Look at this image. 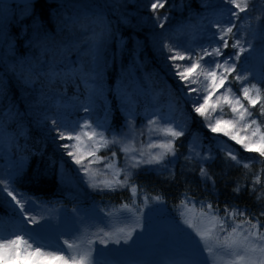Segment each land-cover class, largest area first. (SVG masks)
<instances>
[{
    "label": "trees",
    "instance_id": "obj_1",
    "mask_svg": "<svg viewBox=\"0 0 264 264\" xmlns=\"http://www.w3.org/2000/svg\"><path fill=\"white\" fill-rule=\"evenodd\" d=\"M128 1L125 0L122 10H119L118 3L100 4L101 12L91 16H86L84 10L78 8L77 0H41L26 7L0 4V8L7 9L0 30V169L11 162L8 158L15 164L22 162V170L14 177L11 188L37 205L90 211L86 202L80 203L60 189V178L63 179L66 172L74 171L75 165L58 148V142L50 131L53 126L49 125L53 119L69 125L79 122L81 114L77 110L83 106L89 108L94 100L95 87L83 84L79 72L74 78L68 73L71 61L76 58L82 67L91 65L87 56L91 55L88 48L93 46V42L104 44L112 39L114 55L126 54V63L135 61L134 55L138 52L135 43L139 39H134L131 34L139 33L132 30L125 21L126 14L123 11L127 8L139 13L141 11L128 7ZM166 1V8L169 9L187 0ZM193 4H197L196 1ZM114 8L118 15L114 14ZM119 39L125 43L116 44L115 41ZM144 47L139 52V58L145 61L144 69L150 72L153 69L152 62L157 63V60L149 53V46ZM129 56L132 58L129 59ZM17 61L32 62L25 66L31 68L33 73L32 85L23 86L13 73L5 71L6 66ZM61 62L64 67L59 70ZM147 63L149 66H146ZM53 70L60 75L49 79L47 74ZM261 74H264V64L257 77ZM116 75L117 70L113 67L109 79L110 103L105 110L112 129H118L125 122V114L118 106L114 90ZM261 87L264 88V84ZM56 99L64 101L65 106L54 105ZM251 111L264 122V117H259L258 107ZM193 119L191 131L176 142L177 155L168 170L138 172L132 178L138 187V195L135 197L127 188L97 194L94 199L96 205L93 207L97 213L99 211L110 220H130V212L122 210V205L128 204L142 209L135 217L143 220V207H154L156 202L165 207L171 220L177 221L184 211L181 201L190 198L193 202H210L214 208L219 207L221 216L224 215L225 205L246 210L250 218L259 216L264 210V173H260L264 164L254 161L251 170L230 167L225 163L223 154L216 151L217 140L212 133L202 126L197 116H193ZM192 134L201 138L204 149L212 148L214 159L203 163V166L215 181L214 187L211 181L201 178V161L189 155ZM233 148L243 158L258 157L257 153L245 152L236 144H233ZM257 173L261 174V184L255 186L256 192L253 193L249 189ZM237 183L242 187L238 195L232 191ZM257 195L261 196L259 201L256 200ZM156 196L161 197L160 201L153 199ZM240 219L243 218L238 217L237 222ZM260 219L264 223V217ZM20 226L21 218L11 215L0 206V234H6L10 228L19 231ZM185 239L186 235L180 234L178 242Z\"/></svg>",
    "mask_w": 264,
    "mask_h": 264
},
{
    "label": "rangeland",
    "instance_id": "obj_2",
    "mask_svg": "<svg viewBox=\"0 0 264 264\" xmlns=\"http://www.w3.org/2000/svg\"><path fill=\"white\" fill-rule=\"evenodd\" d=\"M195 1L197 4H193ZM113 2L114 4H120L119 10L123 9L121 6L125 4V0H91L90 2L89 0H77L76 4L78 8L84 10L86 16H91L93 14L98 15L101 12V5H110ZM151 2H155V0H129L127 2L128 7H135V9L137 8L141 12L139 13L128 8L123 11L126 14L125 21L131 26L132 30L134 29L139 33L131 34L134 39H139V42L135 43V47L138 50L137 54L134 55L135 61L132 60L131 64L126 63L128 60L126 54L114 55L111 44L112 39H108L104 44H98V65H93L90 62L91 65L87 66L98 67L99 76L95 78V82L78 73L82 66L79 65L77 58L71 61L68 68V73L72 78L78 73L83 84L95 87L94 100L90 104L89 111H83L85 106L77 110L81 114L79 122L82 123L87 120L94 127L97 124L104 125V128H98L97 130L104 131L109 139H112V133L120 134L121 143L109 148H101L97 152V156L105 159L90 166L92 169L98 170V180L112 178L111 170L104 167L108 162L107 158L111 157L112 151H116V167L125 168L127 166L128 159L126 154L119 151L124 145L134 146L138 151L133 153V155H136L137 158H139L140 151L145 153V158H147L149 152L154 155L161 151L159 148H149L150 143H158L164 139L155 133L150 134L148 132L149 119L163 118L159 120L161 124L169 119H175L177 123L181 124L186 122V136L193 127V116H197L202 126L210 132L206 127L207 122L205 119L193 111L191 100L197 96V93L192 92L188 94V89L181 87L185 82L181 81L178 83V77L172 75V71L174 70H170L169 68V65L172 63L187 64L188 62L166 59L171 53L167 51L164 45L174 46L177 50L181 51L191 49L199 52L202 47L209 46L210 40L213 41V46H215V40L218 37H214V33L218 29L213 27V24L219 22L222 26H228L229 21H231L238 28H241L242 31L251 25L252 33H254L250 34L247 31H243V39L245 47H248V51L243 53L240 61L237 62L238 70L241 64H243L246 68L252 69L257 76L261 65L264 64V7L261 6L264 4V0H251L249 11L241 13L240 20H236L228 14L221 15L224 9L230 7V5L224 3V0H187L185 3L171 6L169 9L166 8L167 1L160 0L164 4V7H158L155 12L150 7ZM114 14L118 15L116 8H114ZM6 15L7 9L0 8V30ZM164 17H167V19L164 20ZM257 17H260V19L257 20ZM161 22L164 24L163 28L159 26ZM115 43L123 45L125 41L119 39ZM231 43L232 41L229 40L230 45ZM145 45L149 46V53L155 56L157 60V63L152 62L153 69L150 72L144 69L145 61L141 57L139 58V52L143 51ZM94 50L93 46L88 48V51L91 53ZM235 51L229 47L224 50V56L217 59L222 61L225 57L234 54ZM87 57L91 61V55ZM131 58L132 56H129V59ZM127 64L128 66H125ZM63 65V62H61L58 69H63ZM146 66H149V63ZM113 67L117 70L114 84L116 99L119 108L125 114V122L118 129L111 128L110 121L107 119L108 113H105L110 103L109 91L111 81L109 79H111ZM69 70L73 71L69 72ZM249 79L253 83L256 82L251 76ZM229 80L231 81V77H229ZM203 86L202 77L201 83L189 85V87L193 88H203ZM231 86L233 91L237 95H240L237 84L232 82ZM223 91L224 89H220V92ZM213 100H215V97H213ZM243 103L247 106L246 101H243ZM65 104L61 99H56L54 103L56 106H65ZM139 109L142 111H138ZM103 114L104 117H102ZM219 115V110L215 113L211 111L208 113L209 118L213 122L215 117ZM231 117L230 110L227 106H224V118L229 119ZM126 121H131L133 125L131 131ZM195 122L198 123L197 121ZM49 126H53L52 123ZM52 135L54 140L58 142L60 151L65 154L67 150L60 145L72 142L60 141L56 138L57 133L55 131H52ZM212 135L217 140L216 143L224 140L234 149V141L219 134L212 133ZM237 146L241 147L240 145ZM188 148L190 157L198 160H200V157L197 156V153L203 156L209 149H204L205 146H203L201 138L196 134L191 135ZM82 150L86 155V150ZM65 156L67 155L65 154ZM174 158L167 156L161 164L142 165L141 168L132 170L134 173L133 177L140 171L168 170L174 162ZM8 159L11 162L6 167H1L0 169V180L7 181L9 188L12 189L11 183L16 174L22 170L23 163L15 164L10 158ZM91 159L93 158L87 157L85 164ZM100 173H108V175L105 176ZM120 178L123 179V173H121ZM60 181V189L63 193H66L68 197L79 200L80 203L86 202L88 207H90V211L87 210L83 214L80 208H76L74 211L62 207L49 208L28 200L29 202L25 205L26 209H30L28 214L36 216L39 223L31 224L23 221L21 223L23 232H30L33 235H37V232H39L40 237L44 241H50L53 244L62 243L63 239H75L80 236L91 238L95 241L92 246L93 257L94 259L98 258L103 264H187L193 258L198 238L195 236L193 230L184 224L183 216L179 217L177 221L171 220L167 210L161 203L155 202L154 207L145 205L142 214L143 220H139L135 217L137 215H133L132 213L128 214L129 218H131L130 220H124L123 218L110 220L108 216L99 211L97 213V209L93 208L96 205L94 201L96 195L106 193L109 190L105 189L101 191L98 188H92L88 177L79 170L78 165H75L74 171L70 170L66 172L63 179L62 177L60 178ZM0 206L11 215L21 218L18 206L15 205L11 197L7 196L6 192H0ZM137 220L139 221V226H136ZM194 223L198 227L206 226V220L204 223H201L199 218L194 219ZM42 228L45 231H41ZM119 228H124L126 231L134 229L132 237L127 243L121 240L119 244L113 241L101 244L98 238L92 235L93 233H99L101 229L104 232H114ZM60 232L64 234L59 235ZM12 233L16 232H13L10 228L6 234L0 235L8 236ZM180 234L186 235V239L181 243L178 242ZM58 235L59 240H57ZM170 246L175 247V249ZM101 250H103V255H99ZM220 255L222 256L223 254L221 253ZM197 258L203 261L207 258V253H199ZM224 259H227V257H224ZM51 264H55V262H51ZM217 264H223V259L218 257Z\"/></svg>",
    "mask_w": 264,
    "mask_h": 264
},
{
    "label": "snow or ice",
    "instance_id": "obj_3",
    "mask_svg": "<svg viewBox=\"0 0 264 264\" xmlns=\"http://www.w3.org/2000/svg\"><path fill=\"white\" fill-rule=\"evenodd\" d=\"M250 2L251 0H224V3L230 5V7L224 9L221 15L228 14L236 20H240V14L249 11ZM261 6L264 7V4ZM150 7L155 12L158 7H164V4L160 0H155V2H151ZM163 19L166 20L167 17ZM256 19L259 20L260 17ZM159 26L163 28V22ZM213 27L218 29L214 33V37H218L215 40V46H213V41L210 40L208 47H202L199 52H195L191 49L181 51L174 46L164 45L167 51L171 53L166 59L188 62L187 64L172 63L169 68L174 70L172 75L178 77V83L185 82L181 87L187 88L188 94L197 93V96L191 100L193 111L205 119L207 122L206 127L210 132L227 137L235 144L240 145L245 152L258 154V157L243 158L239 152L234 151L227 144V141L221 140L216 143L215 149L223 154L225 163L230 167L251 170L254 161L264 164V122L255 117L251 111V109L258 107L259 117H264V88L261 87V84H264V74L257 78L256 73L243 64L238 70L237 62L240 61L242 54L248 51V47H245L243 31L250 34L254 33H252L251 25L242 31L231 21H229L228 26H222L219 22H216ZM229 40L232 41L231 45ZM229 47L236 50L235 53L225 57L222 61L217 59L224 56V50ZM93 48L95 50L91 53V62L93 65H98V43L93 42ZM31 63L30 61H17L6 66L5 71L13 73L23 86L32 85L34 83L33 73L31 68L25 67ZM72 71L69 70V72ZM79 74L95 82V78L99 76L98 67H82ZM59 75L53 70L47 74V77L53 79ZM250 76L257 82L253 83L249 79ZM201 77L204 83L203 88L189 87V85L201 83ZM229 77H231V81ZM232 82L237 84L240 95L233 91ZM220 89H224V91L220 92ZM0 93H2V87H0ZM213 97H215V100H213ZM243 101L247 102V106ZM224 106H227L232 114L229 119L224 118ZM217 110H219L220 115L216 116L213 122L208 113L209 111L215 113ZM83 111L88 112L89 108L84 107ZM160 119L163 118L149 119L148 132L164 138L158 143L149 144V148H159L161 151L154 155L149 152L147 158H145V153L140 151L139 158H137L133 153L138 150L134 146L124 145L119 151L126 154L127 166L117 168L115 163L116 151H112L111 157L107 158L108 162L104 165L105 168L111 170L112 178L102 180L97 179L98 170H94L90 166L105 159L97 156V152L101 148H109L121 143L120 134L112 133V139H109L104 131L97 130L98 128H104V125L97 124L94 127L87 120L69 125L63 121L58 122L53 119L51 121L53 128L50 131H55L57 133L56 138L60 141L72 142L60 146L67 150L65 154L88 177L92 188H98L101 191L105 189L116 191L117 189L127 188L135 197L138 195V187L132 180L134 175L132 170L139 169L142 165L161 164L167 156L175 157L177 155L176 142L185 136L186 122L181 124L177 123L175 119H169L161 124ZM126 124L131 131L133 128L131 121H126ZM82 149L86 150V155ZM197 156L200 157L201 161L199 169L201 178L205 181H211L214 187L215 181L203 166V162L214 159L211 146L206 154L200 156L197 153ZM87 157L93 159L88 160V163L85 164ZM121 173H123V179L120 178ZM260 173H264V168L260 170ZM260 173L255 174L254 179L251 181L252 186L249 190L253 193L256 192L255 186L261 184ZM100 174L108 175V173ZM232 191L238 195L242 191L241 185L237 183ZM0 192H6L7 196L11 197L15 205L18 206L21 223L23 221L31 224L39 223L36 216L28 214L30 209H26L25 205L29 201L22 194L10 189L7 181L0 180ZM18 195L20 196L19 199L17 198ZM153 199L160 201L161 197L156 196ZM260 199L261 196L257 195L256 200L259 201ZM146 201L147 197L145 198ZM181 206L185 209L181 212L184 217V224L192 229L198 238L193 258L187 264H217L218 257L223 259V264H264V223L260 219V217H264V210L259 213V216L250 218L246 215V210L236 206L230 208L225 205L223 216L219 215V207L214 208L210 202H193L190 198H186L181 201ZM122 210L133 215L139 211V209L128 204L122 205ZM238 217L243 219L237 222ZM197 218L200 219L201 223L206 220V226L198 227L194 223V219ZM136 226H139L138 220ZM133 230L126 231L124 228H119L114 232H104L101 229L99 233H93L92 235L96 236L101 244H107L109 241L119 244L121 240L127 243L132 237ZM41 231L45 230L42 228ZM63 234V232L59 233V235ZM59 235L57 240H59ZM94 243L93 239L80 236L75 239H63L62 243L53 244L50 241H44L39 232H37V235H33L22 230L8 236L0 235V264H51V262H55V264H103L98 258L94 259L93 257L92 246ZM199 253H207V258L203 261L199 260L197 258ZM99 255H103V250L99 252ZM224 257H227V259H224Z\"/></svg>",
    "mask_w": 264,
    "mask_h": 264
},
{
    "label": "water",
    "instance_id": "obj_4",
    "mask_svg": "<svg viewBox=\"0 0 264 264\" xmlns=\"http://www.w3.org/2000/svg\"><path fill=\"white\" fill-rule=\"evenodd\" d=\"M39 1L41 0H0V4L9 5V6L19 5L22 7H26L38 3Z\"/></svg>",
    "mask_w": 264,
    "mask_h": 264
}]
</instances>
